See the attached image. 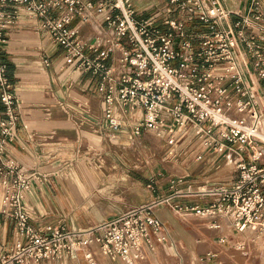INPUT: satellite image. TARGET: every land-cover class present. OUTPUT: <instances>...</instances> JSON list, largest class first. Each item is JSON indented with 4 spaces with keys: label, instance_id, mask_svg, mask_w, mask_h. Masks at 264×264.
<instances>
[{
    "label": "built area",
    "instance_id": "2783aa9c",
    "mask_svg": "<svg viewBox=\"0 0 264 264\" xmlns=\"http://www.w3.org/2000/svg\"><path fill=\"white\" fill-rule=\"evenodd\" d=\"M247 1L235 10L226 0H164L161 11L156 2L137 10L132 0H0V175L18 169L5 157L21 119L2 54L10 30L26 16L63 48L67 63L99 79L103 115L95 130L100 135L119 141L124 134L135 142L150 130L180 143L196 131L202 145L198 159H223L234 174L229 184L201 192L212 198L206 207L184 209L167 197L73 231L31 223L24 201L40 174L18 169L3 201V212L15 221L16 240L0 252V264H38L78 252L87 264H97L94 247L112 260L135 264L168 240L156 213L165 204L207 220L211 229L226 220L238 234L252 226L264 232V0ZM78 16L87 22L100 16L106 42L72 27ZM195 21L207 32L192 33ZM170 182L174 186L176 179Z\"/></svg>",
    "mask_w": 264,
    "mask_h": 264
},
{
    "label": "crops",
    "instance_id": "0c3cea01",
    "mask_svg": "<svg viewBox=\"0 0 264 264\" xmlns=\"http://www.w3.org/2000/svg\"><path fill=\"white\" fill-rule=\"evenodd\" d=\"M152 2H156L161 11L164 10V0H132L137 10L146 8ZM247 3V0L244 3L243 0H226L227 6L235 10ZM93 25L95 24L78 16L71 26L77 27L81 33L87 35L85 27ZM34 31H38L39 35ZM44 36L45 34L39 31V22L36 19L23 17L17 26L10 30L9 40L2 54L8 65L13 91L19 99L21 116L17 138L7 147L5 160L13 159L18 169L22 166L21 172L25 170L27 174L50 170L57 166L55 163L58 159L74 157L82 150L84 140L90 146H98L99 139L92 131H96L97 122L103 115V104L100 96L96 94L99 79L90 72L82 73L76 68V63H67L63 48ZM46 60L49 61L48 64ZM208 159L211 160L210 157ZM205 162L203 171L209 169L208 165L213 163ZM17 170L11 173L4 169L0 175V252L10 250L16 240L15 221L3 212V201L5 186L14 180ZM233 177L221 184H229ZM75 180L77 184H81L79 179ZM61 183H54L51 178H42L41 175L32 179V189L26 194L24 204L34 226L68 222L65 218L61 219L57 208V203L61 200L59 195L54 193ZM176 193H186L184 190H173L168 196L172 197L173 204L184 209L193 206L206 207L212 199H204L203 197L207 196L204 194L186 198L188 195ZM173 212L181 213H177L167 204L156 208L157 215L167 226L168 240L157 243L151 250L148 249L146 256L135 264H239L241 256L237 252L245 245L243 240L238 244L239 248L235 247V251H229L219 235H216V238L211 233L204 232L207 243L204 245L201 240L197 246ZM199 218L205 221L209 228L208 221ZM186 220L190 221L191 218H184V221ZM225 230L231 231L227 221L222 232ZM249 235L253 233L249 232ZM93 252L97 264H103L99 259L97 247ZM223 252H229V255ZM211 253L213 257L208 256ZM104 258L107 264H127L120 259L112 260L106 256ZM38 264L87 263L83 253L78 252L68 254L62 260H43Z\"/></svg>",
    "mask_w": 264,
    "mask_h": 264
},
{
    "label": "rangeland",
    "instance_id": "374dc122",
    "mask_svg": "<svg viewBox=\"0 0 264 264\" xmlns=\"http://www.w3.org/2000/svg\"><path fill=\"white\" fill-rule=\"evenodd\" d=\"M89 23L96 26L93 25L95 29L85 27L86 36H94L105 43L107 37L100 27L101 17L96 16ZM96 28H99L100 33ZM207 30V27L198 21L190 28L192 33H205ZM34 32L38 34V31ZM44 37L47 38L46 35ZM104 46L105 44L101 49ZM184 133L178 132V135L182 138ZM92 134L99 139L98 146H90L84 140L80 153L72 158L58 159L56 167L38 172L42 178L49 177L54 183L62 182L57 184L54 192L61 200L58 201L57 208L61 219L65 218L68 224L64 223L73 231L78 228L91 229L135 207L161 201L170 196L173 190H184L186 194L181 195H188L186 198L203 195L201 192L210 191L234 176L228 166H225L223 159H216L208 165L209 169L203 171L206 162L198 159L202 145L200 135L196 131L180 143H170L168 136L161 137L150 130L144 131L141 139L135 142L130 141L124 134L119 137V141L102 136L97 131H92ZM20 167L19 170L23 168ZM75 178L79 179L81 184H77ZM173 179H176L174 186L170 182ZM180 179L181 182L178 181ZM203 198L208 200L209 196ZM173 213L184 225L195 245L198 246L201 240L202 244L206 245L204 232H209L215 237L226 236L223 244L229 251H235V247L239 248L238 244L243 240L245 245L237 252L241 256L239 264H264V241L261 243L247 240L244 235H237L233 230H225L223 233L226 220L220 221L221 228L211 229L197 215H190L191 212H187L189 215ZM184 218L191 220L184 221ZM97 251L100 261L107 264L98 247ZM223 254L229 255V252Z\"/></svg>",
    "mask_w": 264,
    "mask_h": 264
},
{
    "label": "bare ground",
    "instance_id": "6f19581e",
    "mask_svg": "<svg viewBox=\"0 0 264 264\" xmlns=\"http://www.w3.org/2000/svg\"><path fill=\"white\" fill-rule=\"evenodd\" d=\"M96 30H97V32H99V28L98 29L96 28ZM140 115H141V111H136L134 114L135 117H139ZM260 130L262 133H264V118H262V120H261ZM179 132H184V131L180 130ZM230 228H231V226H230ZM231 230H232V228H231ZM249 232H252L253 235H249ZM241 235H244L247 238V240L259 241L261 243L264 241V232L260 234L257 226L250 227L244 234H241Z\"/></svg>",
    "mask_w": 264,
    "mask_h": 264
}]
</instances>
